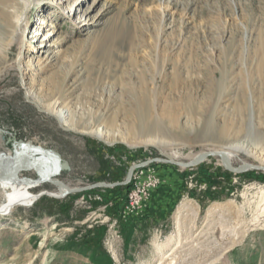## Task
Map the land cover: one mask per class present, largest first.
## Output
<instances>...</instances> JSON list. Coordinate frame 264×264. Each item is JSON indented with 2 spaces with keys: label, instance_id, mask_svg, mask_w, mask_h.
I'll return each mask as SVG.
<instances>
[{
  "label": "rangeland",
  "instance_id": "obj_1",
  "mask_svg": "<svg viewBox=\"0 0 264 264\" xmlns=\"http://www.w3.org/2000/svg\"><path fill=\"white\" fill-rule=\"evenodd\" d=\"M39 1L25 12V39L51 15L58 31L49 42L59 45L35 80H22L17 44L9 47L22 4L0 0V155L29 143L67 165L55 178L69 189L117 185L16 207L0 219V264H153L154 241L169 235L184 200L199 205V223L211 204L231 200L249 217L264 170L235 174L217 156L192 167L152 162L124 182L131 167L162 155L186 163L230 143L255 152L237 154L231 166L264 163V0H85L81 11L91 8L95 22L86 34L55 9L40 11L53 0ZM54 99L69 123L99 128L114 143L64 130L36 107ZM156 139L161 148L143 144ZM32 170L18 174L36 179ZM43 191L57 193L49 182L30 190ZM212 264H264V228L250 227Z\"/></svg>",
  "mask_w": 264,
  "mask_h": 264
},
{
  "label": "bare ground",
  "instance_id": "obj_2",
  "mask_svg": "<svg viewBox=\"0 0 264 264\" xmlns=\"http://www.w3.org/2000/svg\"><path fill=\"white\" fill-rule=\"evenodd\" d=\"M19 1L22 4V8L17 15L9 47L17 44L15 65L22 76V80L23 75H30V80H35L39 74V70L43 69L44 62L50 58L53 50L59 45L57 42H49L53 35L57 33L58 26L51 23V15H47L42 19L39 18L37 19V25L35 24L34 26V31L30 33V39H25L28 36L27 34H29V27L31 26V22L25 20V12L32 6H37L41 1ZM84 1L53 0L48 3V6L47 4L42 5L40 11H47V7L53 8L59 15L72 21L73 25L83 32L82 34H86L95 22L90 21L88 18V14L91 12L89 9L91 8L85 12L81 11ZM46 27H48L47 32L43 34V30ZM28 56L32 58L27 60ZM22 85L26 92V99H30L28 100L29 102L35 103V100L31 99L33 94L32 86H26L27 84L25 83ZM36 107L39 111H43L56 118L64 130L86 133L105 143H114L99 128L82 131L69 123V112L60 107L56 99L45 107L40 105ZM2 142L3 137L0 135V143ZM120 142L124 143L125 141L120 140ZM143 144L146 146L158 144L159 146L163 145V142L156 139L143 141ZM251 149L249 145L230 143L193 155L190 161L194 160L201 153H209L213 154V156L221 154L223 156L222 159L217 156L221 165L224 168L225 165L233 167L231 166L232 160L237 154L255 155V152ZM18 150L16 156H12L9 151L5 155H0V178L3 177V180L0 182V219L12 214L13 210L18 206L31 205L41 195L59 198L70 191L64 183L55 178L67 166L59 159L57 154L32 146L29 143L20 144ZM33 151L38 153V157L36 160L28 161V157ZM167 156L173 162H177L176 159L179 157L178 155L169 154ZM244 164L247 163L239 166H243ZM250 166L264 170V163ZM21 167L33 169L37 174V178L20 177L18 170ZM251 169L253 168H249L248 170ZM45 179L49 181H45ZM44 182L54 185L57 193L53 194L43 191L38 194H32L30 192L31 189L39 186L41 183L44 184ZM257 200L255 207L251 208L249 217L247 216L245 206L238 205L232 200L227 201L223 205L213 203L203 213L200 223L201 210L199 205L192 200H184L177 206L173 214L172 230L169 235L161 243H158L156 240L154 241L156 254L153 264H212L230 249L241 244L250 227L264 228V189H260Z\"/></svg>",
  "mask_w": 264,
  "mask_h": 264
},
{
  "label": "water",
  "instance_id": "obj_3",
  "mask_svg": "<svg viewBox=\"0 0 264 264\" xmlns=\"http://www.w3.org/2000/svg\"><path fill=\"white\" fill-rule=\"evenodd\" d=\"M9 141L10 140H8L7 142H9ZM162 156H164L165 159L156 158V159H153V160H149L148 162H145V163H142V164H138L136 166L131 167L129 169V171H128L127 178H126V180H125L124 183H127L130 180L134 169H136V168H143V167L147 166L148 164H150L152 162L167 163V164L177 165V166H181V167H192V166H195V165L201 163L207 157L213 156V154L201 153L194 160L189 161V162H186V163L173 162L170 158H168L167 155H162ZM215 156H218L221 159L223 158V156L221 154H216ZM249 168L260 169V168H256V167H251L250 164H244L243 166H237V167H229V166H226L225 165V169L226 170H228V171H230L232 173H235V174L243 173L246 170H248ZM45 181H49V180L45 179ZM113 185H117V184H113ZM113 185H111V184L108 185V184H104V183H98V184H94V185L87 186V187H84V188H76V189L75 188H71L68 193H72V192H83V191L88 190V189H91V188H96V187H110V186H113Z\"/></svg>",
  "mask_w": 264,
  "mask_h": 264
}]
</instances>
